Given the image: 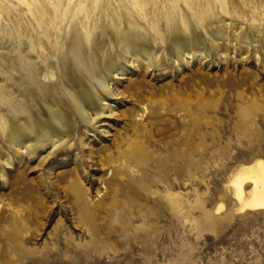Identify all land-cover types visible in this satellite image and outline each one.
Wrapping results in <instances>:
<instances>
[{"label": "rangeland", "instance_id": "rangeland-1", "mask_svg": "<svg viewBox=\"0 0 264 264\" xmlns=\"http://www.w3.org/2000/svg\"><path fill=\"white\" fill-rule=\"evenodd\" d=\"M69 1L0 0V88L20 77L6 69L9 55L43 70L48 85L53 37L61 51L74 22L88 37L106 13V0H74L48 38L50 14L64 15ZM117 6L124 30L158 53L156 68L130 69L115 115L98 129L77 119L75 138L50 162L39 156L48 148L22 157L0 136L13 161H0V264H264V208L241 212L230 185L241 166L264 161V0ZM216 31L235 38L219 51L227 61L214 51ZM186 35L208 58L161 67L166 40ZM76 140L87 144L85 162Z\"/></svg>", "mask_w": 264, "mask_h": 264}, {"label": "bare ground", "instance_id": "bare-ground-1", "mask_svg": "<svg viewBox=\"0 0 264 264\" xmlns=\"http://www.w3.org/2000/svg\"><path fill=\"white\" fill-rule=\"evenodd\" d=\"M73 1H69L64 15L50 14L48 38L51 37L49 32H61L60 26ZM117 2L119 0H106V13L100 14L99 24L91 23L90 32L92 29L94 32L90 36L80 34L74 22L61 51L55 49L59 42L53 37L48 44V85L41 82L43 70H36L31 61L23 56L7 57L6 69L18 71L20 77L13 85L0 88V136L5 135L12 150L22 151V157L29 156L30 150L43 154L48 148L46 156H39L40 161L48 158L50 162L73 139L77 131V119L88 127L98 129L106 125L104 119L115 115V104L124 101L118 85L130 69H142L153 74L158 53L149 46L145 37L124 30L126 25ZM138 6L143 10L141 5ZM152 15L147 14L146 19L155 23ZM95 30H98L97 33ZM211 41L219 59L229 60L228 53H219L227 50L225 42L235 41V38H228L223 32L216 31L212 32ZM241 43H245L244 38ZM166 46L168 56L163 54L165 62L161 67L175 66L179 71L182 64L190 65L192 59L204 61L208 58L209 50L205 43V47L197 46L196 39L187 35L170 36ZM255 49L256 56H259V50ZM73 145L78 151L76 160L85 162V154L81 156V150L87 147L86 142L76 140ZM0 161L9 169L13 165L5 151H0ZM50 171L49 168L48 173ZM5 174L0 167L3 180L6 179ZM112 181L108 183L112 184ZM230 181L240 211L264 208L263 160L241 166Z\"/></svg>", "mask_w": 264, "mask_h": 264}]
</instances>
